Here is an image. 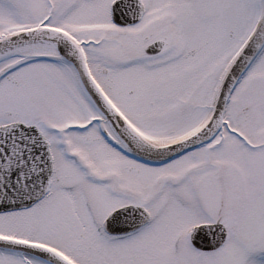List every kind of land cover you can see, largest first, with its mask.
Instances as JSON below:
<instances>
[{
    "label": "snow or ice",
    "instance_id": "obj_1",
    "mask_svg": "<svg viewBox=\"0 0 264 264\" xmlns=\"http://www.w3.org/2000/svg\"><path fill=\"white\" fill-rule=\"evenodd\" d=\"M0 264H264V0H0Z\"/></svg>",
    "mask_w": 264,
    "mask_h": 264
}]
</instances>
